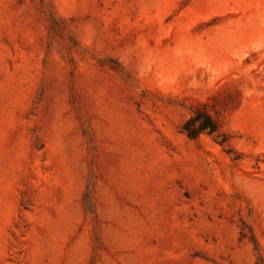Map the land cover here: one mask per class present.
Segmentation results:
<instances>
[{
  "label": "rangeland",
  "instance_id": "1",
  "mask_svg": "<svg viewBox=\"0 0 264 264\" xmlns=\"http://www.w3.org/2000/svg\"><path fill=\"white\" fill-rule=\"evenodd\" d=\"M0 264H264V0H0Z\"/></svg>",
  "mask_w": 264,
  "mask_h": 264
},
{
  "label": "trees",
  "instance_id": "2",
  "mask_svg": "<svg viewBox=\"0 0 264 264\" xmlns=\"http://www.w3.org/2000/svg\"><path fill=\"white\" fill-rule=\"evenodd\" d=\"M182 130L189 138H196L202 131L214 133L217 124L210 113L205 109L195 111L182 125Z\"/></svg>",
  "mask_w": 264,
  "mask_h": 264
}]
</instances>
